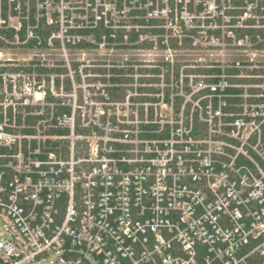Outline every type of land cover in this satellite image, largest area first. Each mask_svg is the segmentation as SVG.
I'll list each match as a JSON object with an SVG mask.
<instances>
[{"label":"built area","instance_id":"built-area-1","mask_svg":"<svg viewBox=\"0 0 264 264\" xmlns=\"http://www.w3.org/2000/svg\"><path fill=\"white\" fill-rule=\"evenodd\" d=\"M174 24L186 40L206 26L212 45L223 33L247 46L250 29L264 43V0H0V56L139 48L150 28L171 51ZM138 64H108L89 108L44 91L9 115L18 130L0 126V264H264V93L233 71L248 64L170 77ZM127 84L136 91L112 92Z\"/></svg>","mask_w":264,"mask_h":264},{"label":"rangeland","instance_id":"rangeland-1","mask_svg":"<svg viewBox=\"0 0 264 264\" xmlns=\"http://www.w3.org/2000/svg\"><path fill=\"white\" fill-rule=\"evenodd\" d=\"M179 24L171 26L173 27L169 40L172 46L171 51H166L160 46L158 49L153 48L156 40L153 37L154 33L151 32L152 28L143 29L147 38L138 44L139 48L127 50L99 47L97 49H84L86 50L84 52L72 47L64 49L63 45L61 48L54 47L53 50H31L22 46L3 47V56L1 55L2 58H0V116H4L6 119L4 118L3 122L0 121V126L18 130L20 123L16 122V118L11 121L9 115H26L27 105L33 106L35 110V107H38V102L35 100V92L37 91L41 92L42 95L44 91H47V95L50 97L49 101L70 102L72 104L70 106L76 107L78 110L91 107L86 105L85 96L88 92L98 93L100 91L98 87L101 88L103 85L97 83L98 78L103 77L104 73H108V64L124 65L128 61L142 64L137 65L139 75H148L151 69H157L160 71L158 75L165 77L186 76L185 73L183 74L185 69L190 72L200 71L203 65L211 63L230 65L236 62H244L248 65L240 68L241 71H239L238 76H235V81L245 84L248 91L254 93L253 95L261 93V90L264 93L263 42L258 43L249 39L247 46H241L237 49L232 41L224 37L222 33L219 36L220 41L216 39L215 44L212 45L206 26H200L197 34H192V38L186 40L188 31ZM178 34H182L181 37ZM180 40H182L181 44ZM194 41L197 42L196 45ZM159 42L160 38H158ZM246 43L247 41H245ZM259 44L262 45L259 47ZM166 57L173 58L174 64L166 62ZM7 58L14 60L7 61L8 64H1ZM39 59L49 63L50 67H46L45 71L39 70L35 76H31L26 72L30 68L29 64ZM156 79H161V77ZM58 80L60 86L57 84ZM159 82L161 83V80ZM123 87L112 92L122 94L125 91H136V84H132V86L127 84ZM131 87L134 89L128 90ZM139 91L142 92L141 89ZM251 99L252 102H256V96H252ZM257 107L264 108V102Z\"/></svg>","mask_w":264,"mask_h":264},{"label":"trees","instance_id":"trees-1","mask_svg":"<svg viewBox=\"0 0 264 264\" xmlns=\"http://www.w3.org/2000/svg\"><path fill=\"white\" fill-rule=\"evenodd\" d=\"M250 35L252 36V39L253 40H255V41H257L258 42V39H257V31L256 30H254V29H250ZM264 36V35H263ZM262 44H259L258 46L260 47ZM57 70H59V69H57ZM154 71H156V72H158V70L157 69H154ZM204 71L205 72H211V73H213V72H221V69H218V68H214V69H208V68H205L204 69ZM233 71H235V72H239L238 70H236V69H234ZM113 73L114 74H117V75H124V74H134V68H129L128 70L127 69H119V68H115V69H113ZM117 81H119V82H127L126 80H124V79H121L120 77H118L117 79H116ZM57 84L60 86V81L58 80V82H57ZM236 91H240V90H237L236 89ZM50 92V91H49ZM48 93V92H47ZM48 98H50L49 96H48ZM262 100V99H261ZM27 109H31V106H27L26 107ZM59 113H63L64 111L65 112H70V108H68V107H66V106H60L59 107ZM11 116H12V114H11ZM2 117L3 116H1V120H2ZM18 122L19 123H21L22 122V116H19V120H18ZM28 124H32L33 123V117H31V116H27V121H26ZM25 131H30L31 129H24ZM58 132H62L61 130H58Z\"/></svg>","mask_w":264,"mask_h":264},{"label":"bare ground","instance_id":"bare-ground-1","mask_svg":"<svg viewBox=\"0 0 264 264\" xmlns=\"http://www.w3.org/2000/svg\"><path fill=\"white\" fill-rule=\"evenodd\" d=\"M36 97L37 98H40L41 97V93L39 91L36 93Z\"/></svg>","mask_w":264,"mask_h":264}]
</instances>
